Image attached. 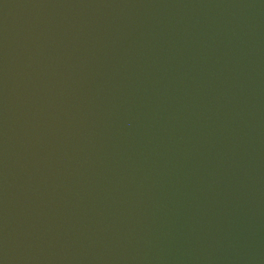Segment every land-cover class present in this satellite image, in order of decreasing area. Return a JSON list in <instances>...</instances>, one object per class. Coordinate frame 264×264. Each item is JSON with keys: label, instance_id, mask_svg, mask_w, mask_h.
<instances>
[{"label": "water", "instance_id": "water-1", "mask_svg": "<svg viewBox=\"0 0 264 264\" xmlns=\"http://www.w3.org/2000/svg\"><path fill=\"white\" fill-rule=\"evenodd\" d=\"M0 264H264V0H0Z\"/></svg>", "mask_w": 264, "mask_h": 264}]
</instances>
